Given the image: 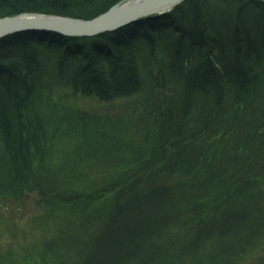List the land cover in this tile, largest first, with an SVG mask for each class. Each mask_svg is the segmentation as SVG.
Masks as SVG:
<instances>
[{"label":"trees","instance_id":"1","mask_svg":"<svg viewBox=\"0 0 264 264\" xmlns=\"http://www.w3.org/2000/svg\"><path fill=\"white\" fill-rule=\"evenodd\" d=\"M118 1L0 0V17ZM32 192L27 231L12 209ZM1 241L0 264H264V0L0 37Z\"/></svg>","mask_w":264,"mask_h":264},{"label":"water","instance_id":"2","mask_svg":"<svg viewBox=\"0 0 264 264\" xmlns=\"http://www.w3.org/2000/svg\"><path fill=\"white\" fill-rule=\"evenodd\" d=\"M181 1L183 0H120L89 19L53 13L21 12L0 17V37L26 29L93 35L115 29L147 13L169 9Z\"/></svg>","mask_w":264,"mask_h":264},{"label":"rangeland","instance_id":"3","mask_svg":"<svg viewBox=\"0 0 264 264\" xmlns=\"http://www.w3.org/2000/svg\"><path fill=\"white\" fill-rule=\"evenodd\" d=\"M150 13H152V12H150ZM147 14H149V13H147ZM68 35H80V34H68ZM73 101L76 104V106H78L79 108L86 109L88 111H95V112H99V113H101V112H114L115 111L114 113H116V112H119V111L124 109L123 104H124L125 98L116 97L110 101H104L102 99H99L95 95H82V94L77 93L74 96ZM35 193L36 192L26 194L25 198L20 203V205H18L12 209V212L17 217V219H16L17 223H19V224H21L22 222L26 223L28 216L31 215L33 212H36L38 210V207L36 205V201L34 200V198L36 197ZM8 204L9 203L7 202L6 205H8ZM27 228L28 227H27V223H26V230L28 231L29 229H27ZM3 243H4L3 241L0 242V244H3ZM1 248L2 247H0V249Z\"/></svg>","mask_w":264,"mask_h":264},{"label":"bare ground","instance_id":"4","mask_svg":"<svg viewBox=\"0 0 264 264\" xmlns=\"http://www.w3.org/2000/svg\"><path fill=\"white\" fill-rule=\"evenodd\" d=\"M18 32V31H17ZM15 33V32H14ZM12 34V33H11ZM5 36V35H4Z\"/></svg>","mask_w":264,"mask_h":264}]
</instances>
